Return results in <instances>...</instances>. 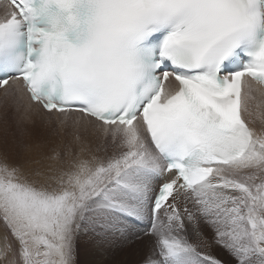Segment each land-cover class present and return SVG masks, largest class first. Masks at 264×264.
<instances>
[{"label":"snow or ice","instance_id":"1","mask_svg":"<svg viewBox=\"0 0 264 264\" xmlns=\"http://www.w3.org/2000/svg\"><path fill=\"white\" fill-rule=\"evenodd\" d=\"M3 12L0 264H264V0Z\"/></svg>","mask_w":264,"mask_h":264},{"label":"rangeland","instance_id":"2","mask_svg":"<svg viewBox=\"0 0 264 264\" xmlns=\"http://www.w3.org/2000/svg\"><path fill=\"white\" fill-rule=\"evenodd\" d=\"M5 119H7L9 124L11 125V130L12 131L16 130L12 113L9 112L8 115L5 116L3 108L0 107V122H1L0 123V139H2L4 136ZM35 131L37 133H43L46 135V131L42 127H40L39 124L37 125ZM13 158L15 159V157ZM136 254L137 252L135 251V247L130 245V246H126L121 249L115 250L114 252L109 254L105 259H106L107 264H137V261L139 260V255L138 254L136 255ZM79 258L83 262L86 259H92L93 257L91 258L90 256L86 255L84 249L81 248Z\"/></svg>","mask_w":264,"mask_h":264},{"label":"bare ground","instance_id":"3","mask_svg":"<svg viewBox=\"0 0 264 264\" xmlns=\"http://www.w3.org/2000/svg\"><path fill=\"white\" fill-rule=\"evenodd\" d=\"M2 15V14H1ZM0 15V16H1ZM1 123V122H0ZM257 129H260L261 128V123L259 120H257L256 124L254 125ZM5 127V126H4ZM3 231V224L2 222H0V232ZM125 253V252H124ZM137 255V254H136ZM92 258V257H91ZM117 258V257H116ZM128 258V257H127ZM131 260V259H130ZM126 261V260H125Z\"/></svg>","mask_w":264,"mask_h":264}]
</instances>
